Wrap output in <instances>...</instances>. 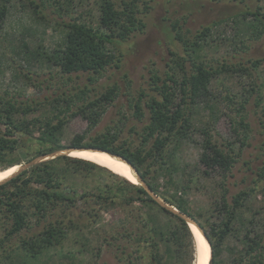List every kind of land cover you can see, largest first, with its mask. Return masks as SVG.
I'll use <instances>...</instances> for the list:
<instances>
[{
    "label": "trees",
    "instance_id": "16d2710c",
    "mask_svg": "<svg viewBox=\"0 0 264 264\" xmlns=\"http://www.w3.org/2000/svg\"><path fill=\"white\" fill-rule=\"evenodd\" d=\"M15 1L23 8L30 9L34 15H40L39 19L43 22H52L65 29L63 46L57 45L58 48L49 55L36 53L37 57L42 56L63 74L98 75L110 66L120 69L121 54L114 53L108 46L116 47L134 32L144 31L145 24L139 19V6L144 4V0H95V15L91 8H84L88 0H0V30ZM256 2L263 4L246 5L244 0H240L237 3H243L240 8L232 7L219 13L209 24L199 27L189 42L172 24L173 38L183 44L185 51L188 49L194 53L199 41L229 17L234 19L233 23L251 19L255 29L251 28L250 31L258 40L264 35V0ZM145 5L146 1L143 5L146 12L148 7ZM47 9L54 16L52 20L45 13ZM169 54L182 72L176 75L170 72L164 78L155 71L150 72L148 84L156 94L141 92L137 99L129 101V109L134 110V118L141 123L140 128L136 125L128 128L129 135H134L132 139L120 135L124 130L116 121L101 131L89 134L98 125L107 107H116L115 101L119 96L117 82L104 85V91L92 96L90 93L93 89L84 86L73 92H53L42 100L20 99L0 89V169L64 148L106 151L126 160L154 194L195 220L210 245L211 264H263L264 232L251 230L255 225L253 216L246 221V230L238 238L239 245L233 248L230 259L225 263L218 259L220 247L233 232V225L241 222L238 212L244 207L249 192L239 190L231 194L228 200L223 188L221 196L213 201L212 207L205 212V220L201 221L200 214L194 215L187 209L184 198L187 185L178 184L172 176L180 169L171 161L169 148L184 139L188 140L192 110L197 103L211 96L209 83L214 77L230 71L252 75L264 67V55L247 58L244 64L233 65L223 61L217 66L189 55L190 69L184 71L177 62L176 52L170 51ZM89 81L93 82L94 79ZM252 92L258 93L254 88ZM143 97L146 99L142 102ZM260 99L258 94L257 99L253 100V109L259 107ZM248 100L244 98V106L240 105L245 112L237 122L240 129H244V142L251 131L248 114L257 116L255 110L249 109L247 112ZM64 103L65 108L62 109ZM46 105L57 113L30 117L31 113L40 111ZM72 107H76V111L71 112L70 116L80 115L88 125L84 132L74 135L64 145L61 138L67 122L65 114ZM258 121L264 132V119L258 118ZM202 134L204 139L198 162L204 166L203 172L208 174L207 170L216 168L227 175L237 163L241 150L236 153L233 144L214 142L209 126L202 129ZM243 165L251 170L248 162L244 161ZM160 176L165 177L164 186L159 185ZM79 177H103L106 183H79L76 181ZM257 177L264 178V165L257 172ZM169 185L172 186V194H169V187L165 188ZM107 215L109 218L104 219ZM0 223L6 225L0 236V263L12 262L16 258L21 264H35L51 249H62V243L72 232L86 230L96 224L101 228L102 223L112 226L100 236L99 256L102 251L106 252L119 264H195L196 261L195 239L184 220L159 206L139 184L75 157H58L41 162L10 181L1 183ZM23 229L27 231L24 230L25 233L16 243L21 254H10L15 249L7 242Z\"/></svg>",
    "mask_w": 264,
    "mask_h": 264
},
{
    "label": "rangeland",
    "instance_id": "374dc122",
    "mask_svg": "<svg viewBox=\"0 0 264 264\" xmlns=\"http://www.w3.org/2000/svg\"><path fill=\"white\" fill-rule=\"evenodd\" d=\"M94 1H86L87 7L84 8H91L95 15ZM145 1V6L148 7L146 12L143 6ZM239 1L144 0V4L139 6L141 10L139 19L145 24L144 31L134 32L131 37L120 42L116 47L109 45L108 48L111 51L121 54L120 69L110 66L98 75L63 74L57 67L46 62L42 56L37 57V52L49 55L53 49L58 48L57 45L63 46L65 29L52 22L48 24L43 22L39 19L40 15H34L30 9L23 8L15 1L0 30V89L8 91L11 96L15 94L20 99L42 100L53 92L61 90L73 92L74 89L84 86L93 89L90 93L92 96L104 91V85L117 82L119 96L115 101L116 107L108 106L98 125L89 134L101 131L105 126L116 121L124 130L120 135L132 139L134 135H129L128 128L132 125L140 128L141 123L134 118V110L129 109V101L132 98L137 99L141 92L156 94L148 84L150 72H157L161 78L170 72H174L175 75L182 72L172 61L170 51L176 52L180 60L177 62L181 64L184 71L190 69L189 55L213 66L223 61L233 65L244 64L247 58H260L264 55V35L258 40L254 39L255 35L250 30L255 29V23H251V19L244 20L243 23H233L234 19L227 17L225 21L213 27L205 39L199 41V46L194 48L196 49L194 53L188 49L185 51L183 44L173 38L172 24L180 29L179 32L189 42L193 40L192 35L199 27L209 24L217 18L219 13H224L226 9L232 7L240 8L243 3L238 5ZM256 3L263 4L256 0H244L246 5ZM49 11L50 9H47L45 13L52 20L54 16ZM77 11L79 12L80 9ZM183 58L185 61L181 60ZM89 79L94 81L90 82ZM252 88L258 93H251ZM209 89L211 96L206 101L197 103L192 110L190 117L192 126L187 134L188 140L184 139L176 146L171 145L169 150L173 159L171 161L180 169L172 176L178 184L187 185L188 190L184 195L187 209L194 215L200 214L201 221L205 220L207 216L205 212L212 207L213 201L221 196L223 188L226 189L228 200L231 194L239 190L246 189L245 191L249 192L244 207L238 212L241 222L237 221L233 225V232L220 247L218 259L225 263L233 254V248L239 245L238 238L245 232L248 218L253 216L255 220L252 231L264 232V178L257 177V172L264 165V132L258 121V118L264 119V67H260L252 75L241 71L222 73L211 80ZM258 94L261 97L260 105L253 109V100L257 99ZM244 98L249 99L246 105L247 112L249 109L257 111V116L247 113L251 131L245 142L244 129H240L237 125L239 117L244 116V107L240 108L241 104L244 106ZM144 99L146 98L143 97L142 102ZM61 108H65V103L61 105ZM73 111H76V107H72L65 114L67 122L61 138L64 145H67L74 135L84 132L88 125L80 115L70 116ZM47 113L56 114L57 111H52L51 106L46 105L40 111L31 113L30 117ZM206 126H209L210 136L214 142L221 145L231 143L236 153L239 149L241 150L237 163L227 175L216 168L207 170L208 174H205L204 166L198 162L204 139L202 129ZM172 147H175V150H172ZM244 161L249 163L251 170L246 169L243 165ZM164 179L165 177L160 176V186H164ZM76 181L89 185L106 183L103 177H79ZM166 187H169V194H172V186ZM103 218L108 219L109 216ZM5 226L0 223V236ZM111 226L112 224L106 226L102 223L101 228L99 224H96L86 230H76L62 243V249L59 247L51 249L48 255L41 257L35 264H119L106 252L102 251L100 256L97 254L101 245L100 236ZM24 230L7 242L12 245V249H15L10 254H21L16 243L27 231ZM262 253L264 258V249ZM0 264H21V261L14 258L12 262L5 261Z\"/></svg>",
    "mask_w": 264,
    "mask_h": 264
},
{
    "label": "bare ground",
    "instance_id": "6f19581e",
    "mask_svg": "<svg viewBox=\"0 0 264 264\" xmlns=\"http://www.w3.org/2000/svg\"><path fill=\"white\" fill-rule=\"evenodd\" d=\"M71 157L79 158L92 162L100 167L106 168L107 170L123 177L124 179L132 182L134 184H139L138 180L134 176L133 172L127 164L124 162L112 158L105 153L99 152H89V151H75L70 154ZM18 166L14 165L12 167L0 170V182L11 176ZM191 232L193 233L195 244H196V261L195 264H208L210 259V247L203 236L198 232V230L190 225Z\"/></svg>",
    "mask_w": 264,
    "mask_h": 264
},
{
    "label": "water",
    "instance_id": "95a60500",
    "mask_svg": "<svg viewBox=\"0 0 264 264\" xmlns=\"http://www.w3.org/2000/svg\"><path fill=\"white\" fill-rule=\"evenodd\" d=\"M75 151H89V152H99V153H105L107 155H109L112 158H116L122 162H124L125 164H127L129 166V168L131 169V171L133 172L134 176L136 177V179L138 180V183L140 186H142L146 192L149 194V196L162 208L168 210L169 212L179 216L182 220L185 221V223L188 225V227L190 228V225H193L198 232L203 236V238L206 240V242L208 243L204 233L202 232V230L199 228V226L197 225V223L195 222V220L188 216L187 214L181 213L179 212L176 208L172 207L170 204H168L167 202H165L162 198H160L159 196H157L156 194H154L153 191H151V189L146 185V183L144 181L141 180L139 174L137 173V171L123 158L116 156V155H112L106 151H102V150H98V149H91V148H64L61 150H56L53 152H50L46 155H41L38 156L28 162H26L25 164H19L17 170L11 175L9 176L7 179L3 180L1 183H5L7 181H10L11 179L15 178L16 176H18L21 172H23L24 170H27L28 168L37 165L41 162L47 161V160H51V159H55L58 157H71L70 154L72 152ZM209 245V243H208ZM210 247V245H209ZM212 260H211V248H210V259L208 264H211Z\"/></svg>",
    "mask_w": 264,
    "mask_h": 264
}]
</instances>
